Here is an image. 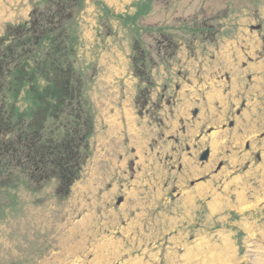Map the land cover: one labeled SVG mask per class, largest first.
Returning a JSON list of instances; mask_svg holds the SVG:
<instances>
[{"label": "rangeland", "instance_id": "1", "mask_svg": "<svg viewBox=\"0 0 264 264\" xmlns=\"http://www.w3.org/2000/svg\"><path fill=\"white\" fill-rule=\"evenodd\" d=\"M59 1L0 0V12L6 9V19L16 13V19H22L15 23L19 24L30 19L35 5L55 13ZM80 8L73 25L80 23L83 31L89 29L98 38L91 39L88 50L77 31L75 43V62L87 71L84 93L90 115H94L93 134L84 144L90 154L69 194L61 191L59 179L46 178L36 184L22 170L7 166L0 177V264L261 263L264 204L241 210L240 197L245 198L242 194L246 189H237L233 181L247 175L251 191L247 188L246 197L251 200L264 188L258 180L260 172L255 171L264 165V0H80ZM3 23L1 17V28ZM108 23L117 28L112 38L106 36ZM6 32L7 26L4 35ZM48 43L45 39L33 58H42ZM177 43L181 46L172 57ZM84 44L85 57L78 60ZM117 45L121 49L110 50ZM102 52L106 54L102 68L108 75L104 85L90 74L92 57L98 58ZM116 54H130L132 61L133 55L137 57L140 75L133 69L135 77H128L130 81L136 79V86L148 75L156 81L148 94V105L142 95L146 83L141 84L135 121L127 120V115L117 120L116 109L111 106L117 84L111 86L116 71L110 63H115L112 59ZM226 72L230 73L229 82L222 78ZM207 73L216 94L210 98L212 103L200 106L196 122L217 125L237 108L242 113L232 129L218 126L209 135L207 127L202 129L207 140L196 141L200 147L211 145L209 162H194L195 156L184 148L179 159L168 160L165 154L174 144L165 136L179 127L175 118L178 108L182 117L181 104L186 100L188 109L196 105L199 100L190 94L197 91L206 100L204 91L183 87L199 86L197 81H206ZM166 86L173 92L178 86L182 88L173 112L154 106L161 103ZM98 100L101 106L97 114ZM18 104L26 107L22 99ZM101 119L104 121L99 124ZM196 141L192 139L191 146ZM86 153L84 149L82 154ZM220 161L224 164L215 171ZM181 162L185 163L183 169H179ZM217 195L227 203L220 211H211L209 203ZM189 196L194 206L185 211L183 202ZM250 222L259 226L254 229L255 223ZM229 240L236 254L231 259L222 255L219 246Z\"/></svg>", "mask_w": 264, "mask_h": 264}, {"label": "trees", "instance_id": "2", "mask_svg": "<svg viewBox=\"0 0 264 264\" xmlns=\"http://www.w3.org/2000/svg\"><path fill=\"white\" fill-rule=\"evenodd\" d=\"M79 1L60 0L55 13L35 5L29 20L7 25L0 38V177L10 165L36 184L59 179L64 194L80 177L90 154L85 140L94 131L84 75L75 62L77 39L69 30L81 10ZM45 39L43 57L33 58ZM142 80L153 86L149 75ZM21 99L25 108L18 104Z\"/></svg>", "mask_w": 264, "mask_h": 264}, {"label": "crops", "instance_id": "3", "mask_svg": "<svg viewBox=\"0 0 264 264\" xmlns=\"http://www.w3.org/2000/svg\"><path fill=\"white\" fill-rule=\"evenodd\" d=\"M6 8L8 10L9 9V6H7ZM29 10H30V8L27 9L25 11V13H23V15L26 16L27 13L29 12ZM6 14H7L6 9H4L2 12H0V18L3 17V19H4V23H3L4 28L3 27L2 28L0 27V36L4 35V33H5V26H7V24H9V23L15 24V23H18V22H20L22 20L21 18L16 19V13H11L8 16V17H11V19H8V18L6 19ZM108 25H109V29L107 30L106 36H107V38H112L113 37V34L112 33L115 32L117 30V28L114 26V24L108 23ZM77 31L80 32L79 39L86 44V46L84 44L81 47V49L79 47V49H80V51L78 53V60H79V58L81 56L82 57H85V55H84V46H85V49L86 48H89L88 50H90L91 47H90L89 43L92 42V40L93 41H96V39H98V38H97V36H95V34H92L89 29H85L83 31V29L81 28V24L80 23L79 24H76V22H75V24L73 25V31L71 30V32L75 35L77 41H78V36H79V34H77ZM81 32L83 34L82 36H81ZM87 39H89V40L87 41ZM117 49H121V48L119 46L118 47H111L110 50L111 51H116ZM106 50H107V48H106ZM105 55L106 54H104V52H102L100 54V57H98V58H93L92 57V59L94 61L92 63V67H93L92 73H90L91 74V77L93 76L97 80L99 79L100 81H103V84L102 85H104V81H105L104 79H107L108 78L107 77L108 75L106 76L107 71L104 69V67L102 68L103 59H104V56ZM116 55H117V58L116 57H113V59H112V61L115 60V63H110V64H112V66L114 67V69L116 71L113 74V79L110 78L112 80L111 81V86L117 84V92H116V95H114L115 101L112 103L111 106H114L115 109H116L115 110L116 113L114 115L117 116V120H118V117L119 116L124 117L125 115H127L128 116L127 117V120L135 121L138 118L137 115H136V109H135L136 96H137L136 79L133 78V81H130L128 79L129 76L132 77V75H133L132 60H130V54L128 56L127 55L124 56L123 54H116ZM90 56H92V55H90ZM91 62L92 61H90L89 63H87V65H89ZM95 62H97V66H95ZM104 62L108 63V60H105ZM78 68L81 71H83L82 67L78 66ZM101 68H102V70H101ZM84 69H88V68L87 67H84ZM204 69H207V66H205ZM208 69L210 70L211 68H208ZM94 70H96L95 71V75H93ZM85 73L87 74V71H85ZM208 76L209 75L207 73V77ZM222 78H223V76H222ZM129 82H131V84H129ZM94 83H95V80H94ZM197 84H199V86L192 87V88L185 86V87H183V90H187V89L188 90H194L195 89V90H202V91H205L206 92L207 89H210L209 91L211 92V94H210L209 91H207L205 93L206 100L205 99H202L201 97H198V95L195 94V93L194 94H190V95H192L193 97L198 98L200 103L201 102L206 103V101L209 102V103H212L211 100H210V98H214L215 97V94H216L215 93V88L216 87H214V82L212 81V79L208 77L207 80L204 81L202 84L199 83V80H198L197 81ZM212 88H213V90H212ZM200 103H197L196 102L197 105H200ZM95 105H96V113L98 114L100 112V108L99 107L101 106L100 103H99V100L97 102H95ZM117 105H119V106L117 107ZM192 108H189L188 109V107L186 105V100H184L183 103H182V106H181V116L184 117V118L189 117ZM103 121H104V119H101L99 121V124H101ZM99 124H98V127H99Z\"/></svg>", "mask_w": 264, "mask_h": 264}, {"label": "flooded vegetation", "instance_id": "4", "mask_svg": "<svg viewBox=\"0 0 264 264\" xmlns=\"http://www.w3.org/2000/svg\"><path fill=\"white\" fill-rule=\"evenodd\" d=\"M226 77L227 79H230L229 74H226ZM180 90H181L180 86H178L174 92L169 90V87L166 86L160 97L161 103H159L158 105H154V106H156L160 110L162 108H165L167 111H169V108H171L173 112L174 108L178 106L179 104L180 98H178V91ZM149 102L150 101L146 100L145 105H148ZM199 111H200L199 107L193 109L191 112V117L187 120H185L184 118H179L178 119L179 127L177 128L176 132L174 134L167 135V140L171 141L174 144V147H171L169 149L170 150L169 154L168 153L165 154L168 160L170 159L171 161H176L179 155H181V152H183L182 148H184L185 151L188 152V154L195 156L194 162L196 159L200 160L202 163H207L210 161L211 151H212L211 148H210L208 158L205 161H202L201 156L204 153V151L207 149V147L200 148V145L197 142H194L193 146H191L190 144L191 140L193 139V135H191V133L192 132L194 133L196 131L197 118H195V116L198 115ZM240 113H241V109H237L235 114L239 115ZM163 123L164 122L162 121L161 125H163ZM236 123H237V120L231 118L228 122L229 129H232ZM219 126L221 130L226 129L227 127L225 123ZM213 129H214L213 126L209 127L208 132L210 133L211 131H213ZM195 136L200 138L199 134ZM247 147H249V145ZM221 167L222 165L219 164L218 167L215 169V171L219 170ZM179 168L180 169L182 168L181 164ZM201 178H205V177L202 176Z\"/></svg>", "mask_w": 264, "mask_h": 264}, {"label": "bare ground", "instance_id": "5", "mask_svg": "<svg viewBox=\"0 0 264 264\" xmlns=\"http://www.w3.org/2000/svg\"><path fill=\"white\" fill-rule=\"evenodd\" d=\"M256 85V84H255ZM250 115H252V114H250ZM248 116H249V114H248ZM251 117V116H250ZM250 119V118H249ZM248 119V120H249ZM252 120V119H251ZM249 122V121H248ZM246 125V124H245ZM199 127V126H198ZM215 142V141H214ZM218 142V141H217ZM216 150V149H215ZM259 168H257V169H255V171L257 170V173L258 172H260V178H258V180H259V183L261 184V185H264V165L262 166V164L261 165H259L258 166ZM251 174L252 173H254V171H251L250 172ZM246 177H247V175L246 176H240V177H238V178H236V180L235 181H233V183H235V185H236V188L237 189H246V191L249 189L248 187H247V184H248V178L246 179ZM249 177V176H248ZM208 184H209V182H208ZM207 186V185H206ZM203 187V186H202ZM209 187V186H208ZM264 187V186H263ZM213 188V187H212ZM230 188V187H229ZM248 188V189H247ZM205 189V188H204ZM236 189V190H237ZM201 190H203V189H201ZM228 191H230V190H228ZM244 192L242 195H244L245 196V198L244 197H240V199H241V202H240V206H242L241 207V210H243L244 209V211L245 210H249V209H251V208H254V207H257V206H259V205H261L262 203L264 204V188L263 189H258L257 190V192H256V198L254 199V200H251L250 199V197L248 196V197H246V193L247 192ZM249 191H251L250 189L248 190V192ZM203 192V191H202ZM217 192V191H216ZM229 193V192H228ZM239 194V193H238ZM185 195V194H184ZM191 195V194H190ZM233 195V194H232ZM190 197L191 196H189V197H187V198H185V201L183 202L184 204H185V211H188L189 210V205H192V206H194V204H193V202H191L190 201ZM227 197V196H226ZM233 197V196H232ZM239 197V196H238ZM184 198V197H183ZM230 198H231V196H230ZM137 199V198H136ZM193 199V198H192ZM240 199H239V201H240ZM248 199H250V200H248ZM229 200V199H228ZM246 200H248V201H246ZM190 201V202H189ZM230 201V200H229ZM225 203H227V201L225 202V200L222 198V197H220L219 195H217V196H215V199H214V201H210V203H209V207H210V210L211 211H220L222 208H224V206H225ZM183 204V205H184ZM229 204H230V202H229ZM236 204V203H235ZM231 205V204H230ZM182 208V207H181ZM191 210V209H190ZM215 214V213H214ZM143 216V215H142ZM251 218V217H250ZM249 221H251V220H249V218L248 219H246V222H248L249 223ZM250 223H252V222H250ZM253 223H255L254 224V229H256L259 225L258 224H256V222H253ZM252 223V224H253ZM131 225V224H130ZM247 225V224H246ZM248 226V225H247ZM248 228V227H247ZM250 229V228H249ZM248 229V230H249ZM252 230H253V228H252ZM110 240V239H109ZM112 240V239H111ZM104 241V240H103ZM212 241V240H211ZM188 242V241H187ZM209 242H210V240H209ZM208 242V243H209ZM109 243V242H108ZM111 243V242H110ZM115 243V242H114ZM207 242L205 241V244H206ZM207 243V244H208ZM211 243V242H210ZM216 243V242H215ZM103 244V243H102ZM113 244V243H112ZM107 244H105V246H106ZM109 245H111V244H109ZM188 245V244H187ZM215 245V244H214ZM208 246V245H207ZM212 246V245H211ZM218 246V245H217ZM219 246L220 247H222V255L223 256H226L225 258H228V259H231V257H233V256H235L236 254H235V251H234V249H233V244H232V241L231 240H229V241H225V243H224V245L222 246V245H220L219 244ZM111 248V247H110ZM189 248V247H188ZM216 248H218V247H216ZM220 250V251H221ZM190 251V250H189ZM221 253V252H220ZM219 253V254H220ZM190 254L191 253H188V255L190 256ZM192 255V254H191ZM222 256V257H223ZM221 256H220V258H222ZM192 258V257H191ZM219 258V257H218ZM187 259H188V257H187ZM237 259V258H236ZM235 259V260H236ZM191 260H193V259H191ZM261 260H262V262L261 263H259V264H264V256L261 258ZM231 260H228V262H230ZM234 261V260H233ZM227 262V261H226ZM227 262V263H228ZM190 264H191V262H190ZM209 264H216V263H213V262H210ZM237 264H239V263H237Z\"/></svg>", "mask_w": 264, "mask_h": 264}, {"label": "water", "instance_id": "6", "mask_svg": "<svg viewBox=\"0 0 264 264\" xmlns=\"http://www.w3.org/2000/svg\"><path fill=\"white\" fill-rule=\"evenodd\" d=\"M208 153H209V150H207V151L205 152V154L202 156V159H203V160L207 158ZM121 201H122V198L120 197L119 200H118V203H120Z\"/></svg>", "mask_w": 264, "mask_h": 264}]
</instances>
